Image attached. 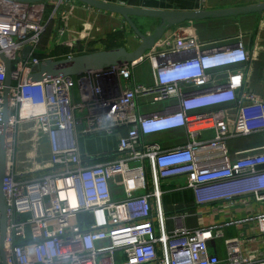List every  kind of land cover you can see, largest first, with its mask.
<instances>
[{"label": "built area", "instance_id": "obj_1", "mask_svg": "<svg viewBox=\"0 0 264 264\" xmlns=\"http://www.w3.org/2000/svg\"><path fill=\"white\" fill-rule=\"evenodd\" d=\"M63 3L59 1V5ZM44 14L45 7L37 4L16 3L0 9V47L13 62L7 140L13 138L20 123L37 120L49 136L54 164L63 169L30 179L15 173L13 155H7L3 180L6 263L224 264L209 249L210 241L223 237L217 227L179 226L158 235L152 199L161 202V186L166 181L186 177L198 205L241 196L264 202V148L208 170L199 166L195 156L198 149L209 148H220L224 156L229 138L264 130L263 100L244 91L232 72L228 83L214 84L215 71L250 60L245 46L240 42L203 49L192 38H173L163 52L87 74L95 84L82 83L86 89L83 101L77 104L73 92L76 79L83 76L28 80L36 66L50 60L36 56L48 26L43 23ZM28 47L31 52L25 58L21 53ZM147 59L155 86L133 85V69ZM5 90L6 67L0 57V148ZM140 96H153L155 103L176 100L177 105L170 112L142 115L137 105ZM230 103L238 107L232 129L227 124V110L220 108ZM79 114L84 116L79 118ZM122 129L127 134L118 143L119 158L87 162L79 148L80 136H112ZM176 129L186 131V146L163 150L159 143L147 140ZM207 130H215V138L202 141ZM185 154L191 158L185 160ZM151 182L153 193L149 191ZM116 190L121 192L117 197ZM160 211L163 224L166 216ZM86 214L91 219L82 217ZM253 220L264 234V214ZM225 245L226 264L263 260L256 251L242 256L240 239L226 240Z\"/></svg>", "mask_w": 264, "mask_h": 264}, {"label": "crops", "instance_id": "obj_2", "mask_svg": "<svg viewBox=\"0 0 264 264\" xmlns=\"http://www.w3.org/2000/svg\"><path fill=\"white\" fill-rule=\"evenodd\" d=\"M59 1L50 0L37 4L45 7L43 23L48 24L43 47L37 52L43 59L60 60L121 47L132 52L141 44L140 39L121 16L94 9L77 1L64 0L61 5ZM97 1L130 8L172 12L215 11L264 3V0ZM13 4L16 3H1L0 9ZM133 20L145 34L152 33L159 24V21L154 19L134 18ZM173 38H192L197 44L204 45L203 49L241 42L249 52L250 60L247 63L215 71L214 84L219 86L228 83L232 72L234 77L242 82L244 91L264 101V12L186 22L168 31L163 40L148 54L163 52L170 46ZM70 43H73L74 47H70L68 45ZM76 80L73 98L75 103L79 104L83 101L86 89L82 83L87 80L88 84H95V81L91 75H84ZM132 82L133 85L155 86V77L148 59L135 66ZM137 105L140 114L150 115L172 111L177 101L155 103L153 96H140L137 98ZM220 108L227 110V124L232 129L238 112L237 105L230 103ZM85 112L88 113L87 110ZM84 114H79V118ZM126 134L127 130L122 129L112 136L101 134L80 136L79 148L90 164L115 160L119 158L118 143ZM214 138L215 130H207L202 134L201 140L211 141ZM147 140L159 143L163 150L180 148L189 142L184 129L154 134ZM6 148L7 155H13L15 173L24 174L26 178H38L63 170L54 164L49 136L43 132L37 120L20 123L13 138L7 140ZM262 148H264V130L229 138L226 140L224 156L220 148L198 149L195 156L199 166L208 170L232 164L239 157L251 155ZM1 154L0 148V158ZM154 188L151 182L149 191L153 193ZM161 188L163 191L161 202L152 199V220L158 235L163 231L172 232L179 226L189 229L217 227V232H222L223 237L209 242L211 254L218 256L226 264L228 253L225 241L237 238L241 240L242 256L249 257L250 251L259 252L263 260L257 259L255 264H264V234L260 233L259 224L253 220L264 214V202L241 196L231 201L198 205L194 191L187 187L186 177L170 179L163 183ZM120 194V190L115 191L116 197ZM160 209L166 216L163 224L158 218ZM82 217L91 219L87 214ZM0 264H4L1 252Z\"/></svg>", "mask_w": 264, "mask_h": 264}, {"label": "water", "instance_id": "obj_3", "mask_svg": "<svg viewBox=\"0 0 264 264\" xmlns=\"http://www.w3.org/2000/svg\"><path fill=\"white\" fill-rule=\"evenodd\" d=\"M50 0H0L1 3H18V4H38L44 3ZM77 1L83 3L94 9L117 14L121 16L140 39L141 44L139 47L130 52L126 48H116L111 50H105L101 52H95L91 54L79 55L73 58H64L60 60H46L40 65L36 66L28 76L29 82H41L47 79H53L58 77H80L93 72L102 71L108 68L128 65L139 62L149 52L153 51L157 44L161 42L168 31L180 26L186 22L202 21L206 19L236 17L240 15H247L251 13H263L264 3L236 7L215 11H199V12H172L161 10H149V9H137L125 6H117L112 4H106L97 0H66ZM134 18L154 19L158 20V26L150 34L143 33L138 25L134 22ZM31 52V47H28L23 52V57L27 58ZM0 57L6 67V90L4 93V125L5 130L2 138V154L0 158V210L2 218L0 220V252L2 254L3 263H6L5 254V238L7 228V208L5 203V196L3 193V180L6 173V161H7V135L6 127L11 117L10 90L14 86L13 81V62L12 60L1 50Z\"/></svg>", "mask_w": 264, "mask_h": 264}, {"label": "trees", "instance_id": "obj_4", "mask_svg": "<svg viewBox=\"0 0 264 264\" xmlns=\"http://www.w3.org/2000/svg\"><path fill=\"white\" fill-rule=\"evenodd\" d=\"M45 37H46V34L42 36V40H41V45H40V48L43 47V44H44V40H45ZM37 57L39 58H42L38 53L36 54Z\"/></svg>", "mask_w": 264, "mask_h": 264}, {"label": "clouds", "instance_id": "obj_5", "mask_svg": "<svg viewBox=\"0 0 264 264\" xmlns=\"http://www.w3.org/2000/svg\"><path fill=\"white\" fill-rule=\"evenodd\" d=\"M190 154H185V160L190 159Z\"/></svg>", "mask_w": 264, "mask_h": 264}]
</instances>
